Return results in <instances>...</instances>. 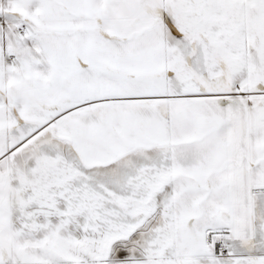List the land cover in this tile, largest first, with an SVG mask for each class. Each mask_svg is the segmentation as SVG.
Listing matches in <instances>:
<instances>
[{
    "label": "snow or ice",
    "instance_id": "obj_1",
    "mask_svg": "<svg viewBox=\"0 0 264 264\" xmlns=\"http://www.w3.org/2000/svg\"><path fill=\"white\" fill-rule=\"evenodd\" d=\"M0 264H264V0H0Z\"/></svg>",
    "mask_w": 264,
    "mask_h": 264
}]
</instances>
